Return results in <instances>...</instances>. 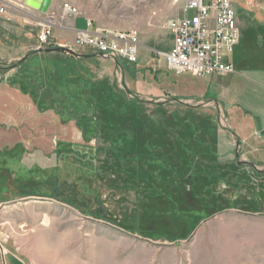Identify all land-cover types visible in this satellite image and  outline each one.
Returning <instances> with one entry per match:
<instances>
[{
    "label": "rangeland",
    "instance_id": "obj_1",
    "mask_svg": "<svg viewBox=\"0 0 264 264\" xmlns=\"http://www.w3.org/2000/svg\"><path fill=\"white\" fill-rule=\"evenodd\" d=\"M65 3L136 29L138 62L73 50ZM233 5L246 56L196 78L163 57L181 0H51L48 48L75 55L38 49L32 8L0 0V264H264V0Z\"/></svg>",
    "mask_w": 264,
    "mask_h": 264
},
{
    "label": "built area",
    "instance_id": "obj_2",
    "mask_svg": "<svg viewBox=\"0 0 264 264\" xmlns=\"http://www.w3.org/2000/svg\"><path fill=\"white\" fill-rule=\"evenodd\" d=\"M182 16L171 19L167 29L172 46L163 53L165 65L178 73L196 78L230 74L234 66L229 59L239 40L234 0H181ZM0 8V13L3 12ZM192 11L190 14L189 12ZM72 4L62 6V16H73ZM92 22L88 20V25ZM37 48L52 46L55 16L48 12L39 20ZM139 32L136 29L107 30L104 28L76 30L71 48H85L95 55L127 64L138 62Z\"/></svg>",
    "mask_w": 264,
    "mask_h": 264
},
{
    "label": "crops",
    "instance_id": "obj_3",
    "mask_svg": "<svg viewBox=\"0 0 264 264\" xmlns=\"http://www.w3.org/2000/svg\"><path fill=\"white\" fill-rule=\"evenodd\" d=\"M248 9L249 8H246V12L238 11V13H237V27H238V32H239V40H238L237 44L235 45V47L233 49V51H234L236 49V47H238L241 44L243 46L242 47L243 50H245L244 51L245 52V56H246V49L245 48H246V45L248 44V42L250 41L249 38H251V34H252V36H253V34H255L254 30H250L253 27L252 26L253 25V23H252L253 21H252V19L250 17V10H248ZM21 11H24V10H21ZM26 13L29 14V16H31V17H36L37 18L36 19V24L37 25L39 23V20L43 17V14H44V13L39 12V11L33 9V8L31 9V12H27L26 11ZM54 16H55V19H56L57 16L56 15H54ZM60 17L62 19H64V20L68 19V20H66V22H64V24L62 23V27L60 26L62 31L65 34L69 33V34L74 35L76 30H79V29H93L94 28L93 27V23L91 25H88V20L87 19L80 18V20H79L78 17L65 18V17L62 16V13H61ZM78 20L80 21V25H78L79 24ZM55 30H56V28L54 27V31H53L54 37H55V34H56ZM261 31H263L262 33H264V27L261 28ZM61 40H64V39L61 38ZM58 45L59 46H65V43H59ZM231 62L233 63L232 60H231ZM233 66H234V72H236V67H238L239 64L237 65L236 63H233ZM4 257H5V259H4L5 260V264H26L19 257H17L16 255H14L12 253L4 255Z\"/></svg>",
    "mask_w": 264,
    "mask_h": 264
},
{
    "label": "water",
    "instance_id": "obj_4",
    "mask_svg": "<svg viewBox=\"0 0 264 264\" xmlns=\"http://www.w3.org/2000/svg\"><path fill=\"white\" fill-rule=\"evenodd\" d=\"M24 3L27 6L33 8L39 12L46 13L48 11L50 4H51V0H24ZM45 50H47V51H59V52L69 53L71 55H75V53L72 50H70L69 48L64 47V46H58L55 48H46Z\"/></svg>",
    "mask_w": 264,
    "mask_h": 264
},
{
    "label": "bare ground",
    "instance_id": "obj_5",
    "mask_svg": "<svg viewBox=\"0 0 264 264\" xmlns=\"http://www.w3.org/2000/svg\"><path fill=\"white\" fill-rule=\"evenodd\" d=\"M44 222H46V218L44 219Z\"/></svg>",
    "mask_w": 264,
    "mask_h": 264
},
{
    "label": "trees",
    "instance_id": "obj_6",
    "mask_svg": "<svg viewBox=\"0 0 264 264\" xmlns=\"http://www.w3.org/2000/svg\"><path fill=\"white\" fill-rule=\"evenodd\" d=\"M131 65V64H130ZM134 65V64H133Z\"/></svg>",
    "mask_w": 264,
    "mask_h": 264
}]
</instances>
